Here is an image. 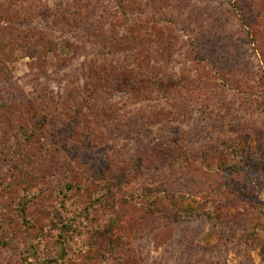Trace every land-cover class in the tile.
I'll list each match as a JSON object with an SVG mask.
<instances>
[{"label":"rangeland","instance_id":"obj_1","mask_svg":"<svg viewBox=\"0 0 264 264\" xmlns=\"http://www.w3.org/2000/svg\"><path fill=\"white\" fill-rule=\"evenodd\" d=\"M40 257L264 264V0H0V264Z\"/></svg>","mask_w":264,"mask_h":264},{"label":"trees","instance_id":"obj_2","mask_svg":"<svg viewBox=\"0 0 264 264\" xmlns=\"http://www.w3.org/2000/svg\"><path fill=\"white\" fill-rule=\"evenodd\" d=\"M98 67H99V65H97L96 68L98 69ZM103 68H104V72H102V74H98V75L101 76V78L99 79L98 85L100 86L102 83L105 82V80L107 81L109 79L113 80L110 83H114L116 85V83L119 80L118 78H116V74L117 73L115 72L113 74V76H111L108 73L107 70L105 71V66ZM95 72L98 73V71H96V70H95ZM123 83H125V82H123ZM60 108H58V109H60ZM68 188H69V190H68ZM70 190H71V187L69 185H67L66 186V191H70ZM62 193H63L62 194L63 196H62V199H61L62 202L57 199L59 201V203H60L61 208H60V210H59V208L57 209L59 211L56 212V215L60 216V218H59V220L57 222H54V223L63 224V226H64L63 229L67 230V233H74L75 234V233H77L76 232L77 230H81V229H84V230L87 229L88 231L89 230L90 231L93 230V228H91L92 225H90L89 222L91 223L95 219V215H93V214L96 212V208H98L100 206V202L94 203L93 199L90 197L91 194H88L87 192L85 194L84 192H82V195H85V196L89 197L90 199H89V202H88L87 206H85L83 208L82 215H80L79 213H77L80 210V207L76 204L77 200H73L72 202L69 203V205H65V204L68 203L67 202V196H65L66 193H64V192H62ZM66 210H67V212H66ZM64 211L66 213H68L67 216L64 213ZM69 215H72L71 219H68V218L65 219L64 218V217H68ZM42 220H44V219L42 218ZM66 221H67V224H66ZM51 222H53V220ZM90 238H92V237L90 236ZM66 240L71 241L72 239L70 237H67ZM93 245H95V244H93ZM32 251L36 253L35 250L32 249ZM39 261H41L43 264H55L56 259H53V258L41 259V257H40L38 262ZM49 261H52V262H49ZM38 262H35L33 264H39Z\"/></svg>","mask_w":264,"mask_h":264}]
</instances>
